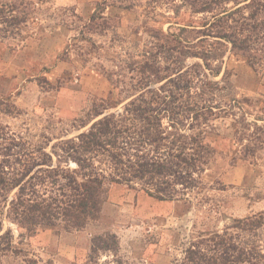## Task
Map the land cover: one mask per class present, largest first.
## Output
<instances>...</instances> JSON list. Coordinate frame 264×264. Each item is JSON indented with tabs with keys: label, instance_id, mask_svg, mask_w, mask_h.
Returning <instances> with one entry per match:
<instances>
[{
	"label": "trees",
	"instance_id": "trees-1",
	"mask_svg": "<svg viewBox=\"0 0 264 264\" xmlns=\"http://www.w3.org/2000/svg\"><path fill=\"white\" fill-rule=\"evenodd\" d=\"M139 1L151 11L166 5L174 32L148 25L156 22L155 12L146 16L150 51L137 70L130 68L137 78L112 87L111 96L119 88L116 100L93 104L72 130L58 135L12 133L0 123V233L2 220L14 224L17 245L39 230L82 231L99 219L113 187L159 202L201 194L221 154L215 147L220 121L231 122V164L256 165L264 155V104L238 97L224 67L229 54L264 80V0ZM135 3L113 0L111 6L132 11ZM182 13L187 22L179 20ZM160 50L168 56L160 58ZM257 109L260 115L253 114ZM20 114L10 98L0 97V115ZM20 253L10 231L0 234V256ZM101 254L125 264L113 233L90 240L86 264H97ZM175 264H264V212L234 219L221 231L193 234Z\"/></svg>",
	"mask_w": 264,
	"mask_h": 264
},
{
	"label": "rangeland",
	"instance_id": "rangeland-1",
	"mask_svg": "<svg viewBox=\"0 0 264 264\" xmlns=\"http://www.w3.org/2000/svg\"><path fill=\"white\" fill-rule=\"evenodd\" d=\"M112 1L0 0V97L10 98L22 113L0 115L1 124L12 133L58 135L72 130L74 120L93 104L116 100L121 83L127 85L138 77L130 68L137 70L144 52L150 51V40L143 31L146 16L155 12L156 22L148 21V25L171 33L173 13L166 5L151 11L139 0L134 10L126 11L111 6ZM179 20L187 22L189 16L182 13ZM159 56L168 54L160 50ZM224 60V67L233 74L237 96L264 104V80L242 59L227 54ZM111 72L117 76L108 77ZM113 86L119 88L111 96ZM253 114L260 115L258 109ZM230 123L229 119L217 123L220 136L215 147L221 154L207 171L201 194L159 202L122 187L111 189L107 203L113 210L114 231L110 233L118 238L119 258L125 264H175L193 234L221 231L234 219L264 212V155L256 165L231 164L227 159ZM2 226L0 234L10 231L13 245L22 253L0 256V264L88 262L94 236L44 229L17 245L16 226L5 219ZM97 264H114L113 257L101 254Z\"/></svg>",
	"mask_w": 264,
	"mask_h": 264
},
{
	"label": "crops",
	"instance_id": "crops-1",
	"mask_svg": "<svg viewBox=\"0 0 264 264\" xmlns=\"http://www.w3.org/2000/svg\"><path fill=\"white\" fill-rule=\"evenodd\" d=\"M113 210H110L106 202L101 210L100 220L98 223L88 224L82 231L74 232L75 235L96 236L105 232L114 231V223L110 221Z\"/></svg>",
	"mask_w": 264,
	"mask_h": 264
}]
</instances>
